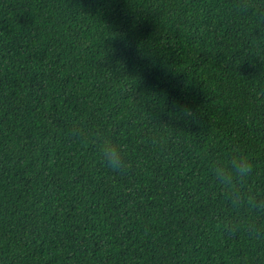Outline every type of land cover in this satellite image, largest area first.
I'll return each instance as SVG.
<instances>
[{"label": "trees", "instance_id": "trees-1", "mask_svg": "<svg viewBox=\"0 0 264 264\" xmlns=\"http://www.w3.org/2000/svg\"><path fill=\"white\" fill-rule=\"evenodd\" d=\"M0 264H264V0H0Z\"/></svg>", "mask_w": 264, "mask_h": 264}, {"label": "clouds", "instance_id": "clouds-1", "mask_svg": "<svg viewBox=\"0 0 264 264\" xmlns=\"http://www.w3.org/2000/svg\"><path fill=\"white\" fill-rule=\"evenodd\" d=\"M100 153L104 159L105 164L109 169L117 171L122 167L121 151L112 141L105 139L100 144ZM237 170L244 175L248 172L250 165L245 158H241L236 164ZM217 174L220 177L221 183L228 186L231 180L232 172L226 167L221 166L216 169Z\"/></svg>", "mask_w": 264, "mask_h": 264}]
</instances>
